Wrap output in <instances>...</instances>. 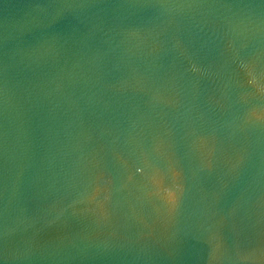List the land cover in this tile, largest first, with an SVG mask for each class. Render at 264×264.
Instances as JSON below:
<instances>
[{"label":"water","instance_id":"obj_1","mask_svg":"<svg viewBox=\"0 0 264 264\" xmlns=\"http://www.w3.org/2000/svg\"><path fill=\"white\" fill-rule=\"evenodd\" d=\"M0 264H264V0H0Z\"/></svg>","mask_w":264,"mask_h":264}]
</instances>
